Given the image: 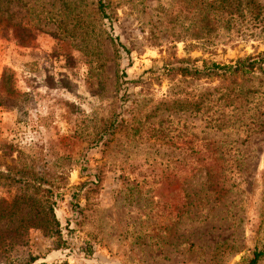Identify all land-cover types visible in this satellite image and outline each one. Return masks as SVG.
I'll return each mask as SVG.
<instances>
[{
	"label": "rangeland",
	"instance_id": "obj_1",
	"mask_svg": "<svg viewBox=\"0 0 264 264\" xmlns=\"http://www.w3.org/2000/svg\"><path fill=\"white\" fill-rule=\"evenodd\" d=\"M245 1L0 0V264H264V95L183 109L220 79L170 68L264 50Z\"/></svg>",
	"mask_w": 264,
	"mask_h": 264
},
{
	"label": "trees",
	"instance_id": "obj_2",
	"mask_svg": "<svg viewBox=\"0 0 264 264\" xmlns=\"http://www.w3.org/2000/svg\"><path fill=\"white\" fill-rule=\"evenodd\" d=\"M219 2L221 5L218 7V10L221 11V13H226L227 18L231 17L233 12H239L240 0H219ZM249 4H251L252 7L258 6L254 3V0H246L245 6ZM170 68L176 69V73H179V75L190 77L194 80L212 77L220 79V84L218 85H195V87L187 93V99L184 101L186 107H183V109L189 108L195 112H203L212 106V104H209L210 102L214 103L219 101L221 107L231 106V111H233L234 115H236L237 112L243 114L244 111L248 109H254L256 111L259 106H254V108L253 106H247L246 103L249 97L251 98V96L257 93L264 95V50L257 51L251 55L248 54L237 57L227 63H217L214 61L206 63L203 60L201 66L171 65ZM244 81L250 83L246 85L243 83ZM223 82L224 84H221ZM171 88H173V84ZM214 95L216 96L214 97ZM243 107H245V109L241 110ZM259 113L261 114L262 110L258 112V114ZM252 116H255V112ZM237 120L238 119L234 118L230 122H224L222 119H216L211 124V127L222 129L228 125H237V123L240 126V122ZM249 124L243 123V125L247 126L246 130L254 131L263 124V121H250ZM224 153V151L216 147H206L202 150L200 148L193 149L194 157L192 160H194V166L190 167V171L194 173L204 169L205 172L203 175L208 178L211 176H221V179H223V171L225 170L221 168L220 164L229 159V156L226 158L224 157ZM216 168H221L222 170L220 169V172H215ZM23 179L26 180V178ZM32 186H37L36 188H38L39 185L38 183H33ZM2 246L3 245H0V252L5 249ZM261 254L262 252L260 250H253L251 256L243 264H255Z\"/></svg>",
	"mask_w": 264,
	"mask_h": 264
}]
</instances>
